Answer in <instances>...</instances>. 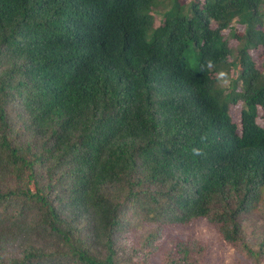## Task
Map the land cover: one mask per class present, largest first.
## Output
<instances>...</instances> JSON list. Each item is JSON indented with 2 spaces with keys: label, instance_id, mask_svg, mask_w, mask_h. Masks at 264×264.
I'll list each match as a JSON object with an SVG mask.
<instances>
[{
  "label": "trees",
  "instance_id": "16d2710c",
  "mask_svg": "<svg viewBox=\"0 0 264 264\" xmlns=\"http://www.w3.org/2000/svg\"><path fill=\"white\" fill-rule=\"evenodd\" d=\"M257 49L264 0H0V264H125L130 227L198 221L264 264L242 224L264 215Z\"/></svg>",
  "mask_w": 264,
  "mask_h": 264
},
{
  "label": "rangeland",
  "instance_id": "374dc122",
  "mask_svg": "<svg viewBox=\"0 0 264 264\" xmlns=\"http://www.w3.org/2000/svg\"><path fill=\"white\" fill-rule=\"evenodd\" d=\"M262 54L260 49L252 51V56H254L258 66L264 62V55ZM231 110L235 121L239 122L242 103L232 105ZM257 121L264 126V108L259 109ZM242 224L245 241L255 248L258 235L264 229L262 211L243 215ZM158 232H163V234L156 241L158 244L157 250L154 252L149 251L150 245L143 247L144 239L148 235ZM189 238L196 239L208 247L199 264H254L246 253L241 250L240 246L227 243L216 227L204 221H198L187 226L168 225L165 228H160L155 223L140 222L138 226L130 227L126 233L121 234L119 242L128 249V254L124 259V261L126 260L125 264H162L164 254L170 247L175 245L176 240Z\"/></svg>",
  "mask_w": 264,
  "mask_h": 264
},
{
  "label": "clouds",
  "instance_id": "9594fccd",
  "mask_svg": "<svg viewBox=\"0 0 264 264\" xmlns=\"http://www.w3.org/2000/svg\"><path fill=\"white\" fill-rule=\"evenodd\" d=\"M206 67L207 68H212L213 67V61L210 60V59L207 60L206 61ZM216 75H217L218 82H220L224 87H230L231 79L229 77V73L228 72L219 71ZM192 151H193V154L197 155V156L202 154L201 149H199V148H193Z\"/></svg>",
  "mask_w": 264,
  "mask_h": 264
}]
</instances>
